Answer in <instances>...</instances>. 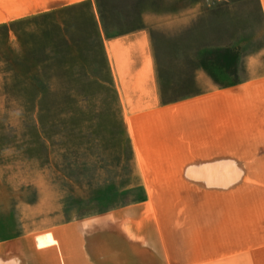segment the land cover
Segmentation results:
<instances>
[{"label": "rangeland", "instance_id": "374dc122", "mask_svg": "<svg viewBox=\"0 0 264 264\" xmlns=\"http://www.w3.org/2000/svg\"><path fill=\"white\" fill-rule=\"evenodd\" d=\"M97 1L107 35L138 27L139 16H146L141 22L162 103L264 71V23L256 0ZM88 12L81 5L27 17L32 20L12 26L8 37L0 29V243L17 237L34 241L57 225L102 215H114L121 224L132 218L128 224L145 237L148 250L161 240L164 254L173 250L184 264H201L205 257L206 263L218 261L222 239L232 252L245 246L238 242L242 237L255 234L263 240L258 233L264 231V217L255 216L252 206L250 162L237 160L264 161V152L179 147L172 152L175 161L164 162L155 161L164 156L161 149L144 147L141 161H135L130 117L123 113L112 72L118 106L101 84L106 74ZM58 25L61 34L53 33ZM16 34L26 47L44 43L47 48L44 68L35 78L45 94L35 109L22 106L24 92L16 87L20 76L9 71L11 60L22 53ZM37 55L35 49L28 62ZM200 62L209 74L198 67ZM65 63L77 66L67 84L58 66ZM214 63L225 68L216 69ZM44 104L49 106L41 115L46 124L39 128L37 109ZM142 201L138 209H129ZM115 230L114 236L99 230L95 264H124L123 246L132 252ZM133 261L137 258L131 256L127 264Z\"/></svg>", "mask_w": 264, "mask_h": 264}, {"label": "crops", "instance_id": "0c3cea01", "mask_svg": "<svg viewBox=\"0 0 264 264\" xmlns=\"http://www.w3.org/2000/svg\"><path fill=\"white\" fill-rule=\"evenodd\" d=\"M256 1L264 23V0ZM81 5L91 10L97 22L123 113L130 117L127 131L135 161H141L139 152L144 147L161 149L164 156L155 161L164 162H174L172 152L179 147L233 146L249 148L250 155L264 152V71L251 73L230 85L212 86L185 100L162 103L154 74L150 39L141 22L143 16L146 19L144 14L139 16L142 25L107 35L108 30L100 23L97 0H0V25ZM237 161L250 162L252 206L253 209L255 207V216L264 217V161H250V157ZM143 204L142 201L129 209L133 211ZM116 221L114 215H102L57 225L50 229V233L33 237L34 241L29 237H17L0 243V264L9 260L11 264L98 263V258L94 262L96 256L93 253L98 251L101 227L106 228L110 236L115 235L117 228L122 233L123 244L133 248L128 254L126 246H123V258L127 257L124 264L131 256L137 261L129 264H164V261L167 264V259L169 264H184L175 257L173 250L164 254L161 240L158 241L161 245L148 250L145 237L131 230L132 224L128 223L134 221L132 218H128V222L122 221V224ZM258 234L264 236V231ZM241 239L238 242L245 243V246L233 252L227 250V240H220L224 246L220 245L219 260L206 263L205 257L201 264H264V238L258 240L260 238L254 234V237ZM232 253L234 256L228 257ZM148 259L154 261H143Z\"/></svg>", "mask_w": 264, "mask_h": 264}, {"label": "trees", "instance_id": "16d2710c", "mask_svg": "<svg viewBox=\"0 0 264 264\" xmlns=\"http://www.w3.org/2000/svg\"><path fill=\"white\" fill-rule=\"evenodd\" d=\"M88 11H89L88 12V18L90 20V24H91V27L93 29V36H94L95 40L97 41V44L99 45V49H100V57H101V64H102L101 67L103 68V70L105 71V74H106V78L104 81H102L101 84H103L107 88V90L110 91V93L112 94V99L115 101V103L118 106L119 105L118 97H117V94H116L115 89H114V84H113L111 74H110V68H109V65H108V62L106 59V55H105L103 46H102V40H101L99 31H98L97 22L95 21L93 13L91 12V10L88 9ZM48 16H50V14L43 15L42 17H48ZM30 20H32V19H25V20L16 21L10 25H2V26H0V29L5 30V34L8 37L9 32L12 31V29H11L12 26L17 25V24L26 25L29 23ZM100 22H101L102 27H105L101 14H100ZM53 30H54L53 33H56V32L58 34L62 33L59 25L57 27H55ZM22 35H25V33H22ZM30 36H32V35H30ZM16 37H17L18 43L20 44V47L22 49V53L20 55H17V57H15L14 59L11 60L12 69H10L9 71H12L16 76H18V75L20 76V79L16 80V87L19 89H22V91L24 92L23 97L26 100L24 103H22V106L24 108H27L28 105H31L35 109V107H36L35 101H38L40 99V97L43 96V94H45L44 92H41L44 89L43 84H41V83L39 84L37 81H35V78H37L39 76L38 71L44 68L43 60L46 57V49L47 48H46L44 43H43L44 45L42 44L41 46L26 47L23 43L21 36L16 34ZM35 49L40 53V55H37L38 57H37L36 61L28 62V58H29L28 56L31 54V52L35 51ZM58 66H59V68H61L63 70V73L66 75L64 83L67 84L68 80L66 78L69 77V79H70L73 76L72 69H73V67H77V66H73L72 64H68V63L61 64ZM213 66L219 70H222L225 68V66H223V65L220 66L217 63H214ZM198 67H200L201 69H203L204 71H206L208 73L207 67L205 66L204 63L200 62L198 64ZM80 69L84 70L85 68L80 66ZM90 69H91L90 67H87V69H85V71H88ZM95 83H96V81H95ZM97 83H98V81H97ZM48 108H49V106L47 104L46 105L44 104L42 106L38 105L36 117H37V125L39 128H41L43 125L46 124V120H43L42 117H43V113H45L44 111L48 112ZM118 114H119V118H120L119 124L122 128L123 123H122V120L120 117V111ZM41 115H42V117H41ZM34 130H35L34 136L36 139H38L37 127H35Z\"/></svg>", "mask_w": 264, "mask_h": 264}]
</instances>
